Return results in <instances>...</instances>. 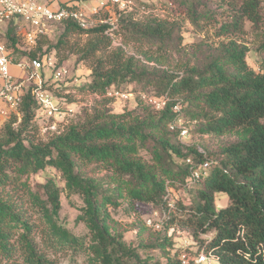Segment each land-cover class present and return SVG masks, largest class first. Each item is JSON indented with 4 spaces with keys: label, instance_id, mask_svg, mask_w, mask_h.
Masks as SVG:
<instances>
[{
    "label": "trees",
    "instance_id": "obj_1",
    "mask_svg": "<svg viewBox=\"0 0 264 264\" xmlns=\"http://www.w3.org/2000/svg\"><path fill=\"white\" fill-rule=\"evenodd\" d=\"M165 1L171 19L136 21L121 10L114 26L83 29L66 20L54 46L39 36L23 49L15 20L0 31L13 63L43 62L51 49L66 47L67 36L88 35L71 53L89 62L80 90L103 103L38 143L32 124L38 105L28 87L17 108L20 119L11 114L3 124L0 264H58L56 255L67 250L83 254L87 264H161L160 257L176 264L170 255L176 231L188 232L197 250L217 264H264V59L258 72L252 70L241 41L252 33L258 52L264 51V0ZM185 23L213 41L186 44ZM111 35L121 44L114 47ZM19 55L23 59L13 58ZM128 85L138 93L135 108L121 114L106 109V95ZM149 100L164 105L157 110ZM178 118L195 122L198 134L234 138L213 162L180 142L179 129H171ZM206 160L209 168L190 188L193 199L168 209L167 190L182 192ZM46 169L59 179L30 181ZM62 193L81 203L75 222L84 226L82 236L60 219ZM221 197L226 201L218 206ZM135 204L158 208L162 218L157 230L138 224L135 242L127 243L111 211Z\"/></svg>",
    "mask_w": 264,
    "mask_h": 264
},
{
    "label": "rangeland",
    "instance_id": "obj_2",
    "mask_svg": "<svg viewBox=\"0 0 264 264\" xmlns=\"http://www.w3.org/2000/svg\"><path fill=\"white\" fill-rule=\"evenodd\" d=\"M82 11L86 14L84 18L89 27H97L103 23L107 18H111V21L115 24L116 15L120 8L105 6L97 11V14H90V3L87 0H82ZM130 5L125 10L131 13L136 21H143L148 17H156L161 20L171 19V13L165 0H130ZM171 21V20H170ZM19 25V24H18ZM25 28L19 25L18 34L23 37ZM63 28L60 25H53L50 27L47 37L49 39V45L54 46L58 40L60 34H62ZM112 36V35H111ZM183 40L186 44L197 42L200 39L206 38L207 43H211L213 39L210 36L199 35L193 31V28L185 23L182 28ZM88 39V35H69L66 38V47L62 46L58 50L51 49L45 59L46 62L50 61L55 69L65 68L67 74L60 80H54L52 77L53 70L48 68L47 65L43 68L42 74L46 83V88L55 97L60 109L66 112L63 119L53 120L47 119L41 112H38L32 122L35 127L33 140L38 143H45L49 138L60 134L71 124L77 122L83 115L84 110L99 108L101 99L97 96L83 92L80 88L88 81L90 70L89 62L82 61L78 55L72 54L71 50L74 47L82 46ZM113 46L120 45V39L112 36ZM252 34H246L241 41L248 47L249 51L246 55V62L248 66L255 72L259 71L260 62L264 59V51L258 52V41ZM48 46H43V50H46ZM23 49H30L32 45H29L24 40L22 41ZM128 54L132 53L130 46L126 47ZM14 59H23L22 55L19 57H13ZM42 59V60H44ZM11 72V68H10ZM24 73L19 71L17 77L23 76ZM135 85L122 86L118 90L110 91L106 95L111 101L106 103V109L110 110L114 114H121L125 110H132L136 106V96L138 93L135 91ZM11 114L17 116L20 119V114L17 110H14L7 117H0V129L3 124L10 118ZM182 119V125L188 130V134L185 137L179 135V140L184 146H194L200 153L206 154L213 162L217 160L218 149L224 144L232 140L234 137L224 136L216 138L209 135H201L196 132L195 122H190ZM55 176L59 179L58 174L52 169H46L44 172H39L37 175H33L30 181L33 183H43L47 177ZM61 186V182L59 183ZM172 192L173 200H181L184 203H188V199H193L194 191L179 192L177 190L170 189ZM221 203V202H220ZM217 203L218 206L221 204ZM60 219L63 224L75 235L82 236L85 234V229L82 224L76 223L75 219L79 214L78 208L81 203L76 197H66L65 193L60 195ZM126 208V209H125ZM111 216L121 228L125 230L124 239L127 243H134L136 239L135 229L136 226L143 225L148 220L152 223V229L157 230L155 226L160 224L161 212L158 208L147 204H135L132 208L122 205L118 209L111 211ZM135 219V221H134ZM147 225V224H146ZM173 234V249L170 251V255L174 261L179 262L176 264H183L181 256L185 255L186 264H197L195 262L198 255L202 252L197 250V245L186 231H176ZM83 254L73 255L70 251L58 253L55 257L58 264H87L84 260ZM161 264H166V259L160 257ZM207 264V263H206ZM210 264H217L212 259Z\"/></svg>",
    "mask_w": 264,
    "mask_h": 264
},
{
    "label": "built area",
    "instance_id": "obj_3",
    "mask_svg": "<svg viewBox=\"0 0 264 264\" xmlns=\"http://www.w3.org/2000/svg\"><path fill=\"white\" fill-rule=\"evenodd\" d=\"M90 3V14L95 15L97 11L105 6L117 7L125 10L129 7L130 0H87ZM82 0H0V31L11 20L25 29L23 40L29 45H33L39 36H47V33L53 25L70 20L78 24L79 27L87 29L88 22L84 19L86 14L82 11ZM103 24L114 26L111 18L100 21ZM47 65L52 68V77L54 80H60L66 76L65 68L55 69L50 61L32 60L30 62L13 63L12 59L7 56L6 48L0 38V115L7 117L11 112L17 110L21 103L22 95L29 87L34 97L38 112H41L47 119L60 120L66 115L58 106L55 98L48 90L44 89L43 68ZM14 67L24 73L21 77L13 76L10 68ZM157 110L164 105L163 100H149ZM174 111H179L178 107ZM179 129V134L185 137L188 130L182 125V119L178 118L175 125L171 128ZM191 164V160L186 161ZM209 168L206 160L192 172L183 186V192H188L191 186L204 175ZM165 199L168 202V209L173 208V197L170 189L167 190ZM148 226H153L151 221L146 222ZM157 229L159 225L155 226ZM213 258L205 253H201L196 258L197 264H210ZM183 264L187 263L186 256H181Z\"/></svg>",
    "mask_w": 264,
    "mask_h": 264
},
{
    "label": "crops",
    "instance_id": "obj_4",
    "mask_svg": "<svg viewBox=\"0 0 264 264\" xmlns=\"http://www.w3.org/2000/svg\"><path fill=\"white\" fill-rule=\"evenodd\" d=\"M17 73H19V71H18L16 68L11 67V74H12L13 76H16V77H17ZM0 117H1V115H0ZM225 201H226L225 198L221 197V198H220V202H221V203H220V202H219V203H220L221 205H223V204L225 203Z\"/></svg>",
    "mask_w": 264,
    "mask_h": 264
}]
</instances>
